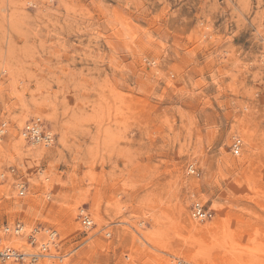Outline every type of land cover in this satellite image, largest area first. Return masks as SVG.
<instances>
[{"label": "rangeland", "instance_id": "rangeland-1", "mask_svg": "<svg viewBox=\"0 0 264 264\" xmlns=\"http://www.w3.org/2000/svg\"><path fill=\"white\" fill-rule=\"evenodd\" d=\"M3 124L0 264H264V0H0Z\"/></svg>", "mask_w": 264, "mask_h": 264}, {"label": "built area", "instance_id": "built-area-1", "mask_svg": "<svg viewBox=\"0 0 264 264\" xmlns=\"http://www.w3.org/2000/svg\"><path fill=\"white\" fill-rule=\"evenodd\" d=\"M38 125L40 127H38ZM4 133V124L0 126V135ZM23 135L29 139V140H39L40 142L49 143L53 139V135H49L48 131H45L42 128V123L40 120H36L31 122L26 126V128L23 131ZM20 194L24 193L25 185H22L20 187ZM194 212L193 215L197 218H204L208 215V212L204 208V206L200 203L194 204ZM90 217L88 215L83 216V224L86 226H92ZM89 226V227H90ZM6 231L10 230V227L5 226ZM24 225L22 223H17L15 227L12 229L15 234H21L23 233ZM38 227H33L30 229L29 234V241L31 244L36 245L38 250L30 254L31 258L35 261L37 258L41 256H48V252L50 247L55 244L56 237L58 236L57 231L53 229H47L46 227L43 228L42 231L46 234V237L44 239L38 240L37 233H38ZM26 258L27 256L23 254V252L19 249H17L15 246L6 244L2 248H0V261L8 260L10 258L21 260ZM178 264H187L185 262L179 261Z\"/></svg>", "mask_w": 264, "mask_h": 264}, {"label": "bare ground", "instance_id": "bare-ground-1", "mask_svg": "<svg viewBox=\"0 0 264 264\" xmlns=\"http://www.w3.org/2000/svg\"><path fill=\"white\" fill-rule=\"evenodd\" d=\"M11 53V52H10ZM12 56H13V54H12ZM15 60V59H14ZM4 66H5V68L3 67V69H7V67L9 68V70L12 68V66H13V60H12V58L10 57H7L6 59H4ZM8 70V69H7ZM4 71V70H3ZM36 100V99H35ZM47 101V100H46ZM27 107H28V105H27ZM33 110V109H32ZM35 111V110H34ZM29 112H31V111H29ZM33 112V111H32ZM34 113V112H33ZM37 118H39V117H37ZM23 119H25L24 117H23ZM33 122V121H32ZM31 123V122H30ZM29 123V124H30ZM26 126V125H25ZM38 127H40L39 125H38ZM18 129H21V134H23L22 132H23V130H22V128H23V120H21V121H19V124H18V127H17ZM24 129V128H23ZM48 131V134L49 135H53V133H52V131L51 130H47ZM20 135V134H19ZM23 138V137H22ZM26 140H27V138L26 137H24ZM23 138V139H24ZM22 139V140H23ZM24 139V140H25ZM25 140V141H26ZM27 141H29V142H31L32 143V145L34 146V147H36L35 149H36V153H40V148H37V147H41L42 145H47V146H49L50 144L49 143H40V141L39 140H27ZM37 144H39V145H37ZM42 144V145H41ZM35 154V153H34ZM241 160V159H240ZM237 162V161H236ZM195 203H200L201 204V202H199V201H197V202H195ZM194 203V204H195ZM184 212V211H183ZM194 212V210L192 211V213ZM184 214V213H183ZM186 214H187V212H186ZM89 216V215H88ZM90 218V220H91V223L90 224H92V226H93V224H95V222H94V220H93V218H91V216H89ZM185 217V216H184ZM187 218V217H186ZM183 219V218H182ZM185 221V220H184ZM191 224V223H190ZM84 225V224H83ZM85 227H86V229H89L90 227L89 226H86V225H84ZM8 227V226H7ZM46 228L47 229H53V230H55V231H57V233H59L58 232V230H56V228H53V227H47L46 226ZM199 228V227H198ZM198 228H197V231H198ZM203 228V227H202ZM193 229V228H192ZM141 235V234H140ZM37 238H38V236H37ZM57 238H58V236L56 237V240H57ZM190 243V242H189ZM192 243V242H191ZM7 244H9V243H7ZM6 245V244H5ZM9 245H12V246H15L17 249H19V250H21L22 252H23V254H25L27 257H26V259H25V261H27V259H30L31 261L30 262H32V261H34L32 258H31V256H30V254L32 253V252H35V251H33L32 250V247H30V246H26V247H24V248H21L20 246H18V245H16V244H9ZM171 252H173V251H171ZM48 255V257L47 258H53L56 254H53V253H48L47 254ZM25 258V257H24ZM165 260H166V258H165ZM6 261H16V259H13V258H10V259H8V260H6ZM164 261V260H163ZM165 262V261H164ZM164 264V263H163ZM166 264V263H165Z\"/></svg>", "mask_w": 264, "mask_h": 264}]
</instances>
